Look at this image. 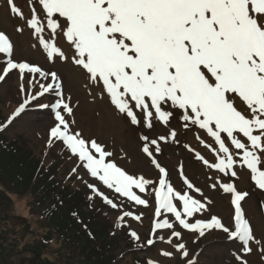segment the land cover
Masks as SVG:
<instances>
[{
  "label": "snow or ice",
  "instance_id": "6c2138e0",
  "mask_svg": "<svg viewBox=\"0 0 264 264\" xmlns=\"http://www.w3.org/2000/svg\"><path fill=\"white\" fill-rule=\"evenodd\" d=\"M26 3L28 16L16 0H5L10 15L24 21L50 62L71 59L83 70L88 82L85 87L98 88L101 98L106 95L132 125L143 122L144 127L152 129L154 122H158L168 127L176 117L183 122L184 129L194 127L198 130L196 140L214 156V162H210L197 151L198 160L231 178L238 177L239 165L249 170L251 180L264 190V0H26ZM46 29L48 38L44 35ZM16 30L24 29L18 26ZM58 36L70 45L71 57L57 45ZM13 51L10 37L0 31V54L7 57L0 62V82L17 70L19 91L24 97L7 121L0 124V130L25 112L33 101L52 94L54 102L38 105L54 113L49 145L61 142L94 180L135 205L149 206V201L138 193H146L152 186L155 219L151 234L171 230L166 242L187 258L186 244L173 243V237L177 241L182 237L177 226L198 233L199 237H204L207 231L222 230L229 239L241 242L243 254L253 251L252 244L259 246L264 259V241L255 238L242 209L247 192L239 191L233 182H222L220 177L211 185L231 194L234 227L230 228L217 215L202 217L212 201L204 197L202 202L190 194L195 191L203 197L201 189L183 176L182 166L180 175L187 190H177L169 181L168 171L155 158L154 151L161 152L159 141L170 139L179 143L175 128L156 139L141 136L145 141L142 151L158 170V180L129 174L109 159L112 153L101 144L73 131L74 121L65 116L73 114L71 97H65L58 73L30 62H18L13 59ZM185 148L195 151L187 144ZM87 187L111 208L124 207L105 195L97 184L87 183ZM142 215L124 210L118 213V219L123 222L130 217L141 221ZM130 235L137 241L141 239L135 230ZM159 239L163 241L164 237ZM154 243L152 238L147 240L148 245ZM161 255L172 257L174 253L161 251ZM236 259L239 264H248L242 255ZM147 264L156 262L150 259ZM187 264L195 262L189 258Z\"/></svg>",
  "mask_w": 264,
  "mask_h": 264
},
{
  "label": "rangeland",
  "instance_id": "374dc122",
  "mask_svg": "<svg viewBox=\"0 0 264 264\" xmlns=\"http://www.w3.org/2000/svg\"><path fill=\"white\" fill-rule=\"evenodd\" d=\"M16 3L22 5L20 7L29 14V7L25 5L27 4L26 0H19ZM4 12L10 15L7 7L4 9ZM0 25V31H4L11 38L13 45H16V43H14L16 38L17 45L21 50L19 41L27 33L26 31L18 32L16 30L21 24L11 22L9 26ZM28 36L30 37L33 35L28 34ZM48 36L49 30L46 29L45 37L48 38ZM42 53H44V51ZM26 55L28 56L19 55L14 52L13 59L18 62H30L42 67L44 70L56 71L59 73L58 75L63 82L65 97H78V100L75 99L71 101V105L85 101L84 103L87 105V108H93L95 103H102L103 108L93 113L89 111L84 113L86 107L81 105L80 109L78 103L76 106H73V114L71 116L65 114L66 119L74 121V123L71 124L73 131L81 133L82 137L86 140H95L97 143L101 144L106 151L111 152L112 156L109 159L114 160L119 167L129 174L144 175L146 178L158 180V170L151 163V159L142 151V146L145 141L141 139V136L147 135L149 140L156 139L161 135H166L170 129L175 128L177 130V140L179 143H174L170 139L168 142L159 141L161 147L160 153H155L154 146H151L155 158L167 169L169 181L177 190L181 188L187 190L186 186L183 184V177L180 175L182 166L183 176L187 177L195 187L201 189L203 197L200 193H196L195 191H191L190 194H192L194 198L201 199L202 202H204V197L212 201V203L208 205L209 211L203 213L202 217L210 218L211 215H217L222 219V222L230 228L234 227V212L230 206V194L223 193L222 189L219 187L214 189L211 185L216 182L217 177H220L222 182H233L239 191L248 193L244 202L242 201L243 208L245 207V210H247V213L245 211V216L252 226L251 228L255 238L264 241V190H260L255 185L254 181L251 180L249 170L242 169L239 165L236 169L238 177L231 178L224 177L223 174L218 173L215 169L207 168L202 161L198 160L195 157V152L197 151L210 162H214L213 154L196 140L195 134L196 131H198L197 129L194 127L184 129L182 126L183 122L176 117L170 121L168 127L158 122H154V127L152 129L144 127L143 122L138 126L132 125L128 118L119 113L114 106L110 104L106 95L101 98L98 88L96 89L95 86L91 85L85 87L88 83L86 79H82L81 83L80 80L77 82L78 91L73 95L75 91L74 87H72V90L67 87L68 90L66 91V88H64L66 81L62 71L60 72L57 66L50 65V61L45 58L46 54L45 56L43 54V58L32 57L29 54ZM6 59L7 57L0 54V62ZM63 62L65 63H60L59 65H61L62 68L67 67V74L69 73L68 71L84 73L79 66L72 63L71 59ZM19 85L20 81L17 70H13L4 81L0 82V124H4L7 121L10 114L24 98L19 91ZM54 100V95L45 94V96L33 101L26 108L25 112L0 131L3 132L7 139L18 136V143L25 144L29 160L33 157L42 167L47 168L49 173H52L53 177L59 179L64 186L79 193L82 200H88V203L92 206L101 209V217L107 221L105 222L106 224L110 225V231H113L121 237L119 248L113 251L115 256L113 264H147L150 259L155 261L156 264H187L189 258L193 259L195 264H239V261L236 259L238 255H242L243 259H245L248 264H264L259 246L252 244L253 251L248 254H243L240 251L241 242L229 239L227 234L222 230L214 229L207 231L204 237H199L198 233H191L177 226L176 230L182 232V237L179 241L173 237V243L182 242L186 244L189 252V257L187 258L177 253L173 245L166 242L170 236L171 230H158L155 235L151 234L152 223L155 219V198L152 186H149L146 193H138L142 198L149 201V206L135 205L134 203L128 202L126 198L119 197L113 190L105 188L94 180L86 170L82 168L78 159L72 156L61 142L54 141L53 144L49 145L50 128L54 124V113L50 108L44 109L38 107V105L42 103L50 104L54 102ZM79 109L82 112H80ZM106 113H111V115L117 119V127L115 128H118V130L115 134H117L118 137L115 139H111L102 126L101 120L104 116V127L107 128V126H110L108 129H113L111 115L106 117V115H108ZM176 115L178 116L179 113ZM201 135L204 136L203 133H201ZM124 137L128 138V140L131 139L134 144H130L129 148H125V146L122 145L125 144ZM207 140L211 142L210 138H207ZM186 144L195 151H189L185 148ZM136 150H140L143 153V161L137 159V157L140 158L139 154L136 156L134 155L133 151ZM74 168L76 169L75 172H73ZM87 183L97 184L105 195L113 199L116 203L124 205V207L121 209L111 208V206L103 202L102 198L96 197L91 192L87 187ZM0 190L6 191L5 193H0V195L4 201L12 204L13 207L11 212H13V214L25 216L32 221V227H35L36 220L29 214V206L33 201L30 190L26 193L17 195L13 193L14 190L12 189V185L1 179ZM84 209L87 211L86 208ZM124 210H130L135 214L142 213L141 221H136L129 217L121 222L118 219V213ZM164 215L168 216L170 219H174L171 218L170 214ZM163 218L164 216L160 219ZM117 225L120 226L118 227ZM132 230H135L140 236L141 239L139 241L131 237L130 232ZM20 234L21 236H25L26 241L31 239V237H28L27 232H20ZM160 236L164 237L163 241L159 239ZM149 238L154 239L155 243L153 245L147 244ZM23 243L24 240H22V244H17V252L20 248H25V246H22ZM161 251H171L174 255L172 257H164L161 255ZM42 253V257H40L43 259L42 262L40 261L42 264H61L64 259L62 253H53L52 247L49 246H47ZM32 255L33 254L28 252L22 253L16 256V258H12L9 264H24L23 261H18L21 257L24 259L27 258L28 260L25 264H28L30 263L29 259L32 258Z\"/></svg>",
  "mask_w": 264,
  "mask_h": 264
},
{
  "label": "trees",
  "instance_id": "16d2710c",
  "mask_svg": "<svg viewBox=\"0 0 264 264\" xmlns=\"http://www.w3.org/2000/svg\"><path fill=\"white\" fill-rule=\"evenodd\" d=\"M18 142V136L7 139L0 131V179L12 185L17 195L30 190L29 214L36 221L32 227L31 220L13 214L12 204L0 195V264H9L25 252L33 254L28 264H42L40 257L47 246L64 255L61 264H113L121 237L110 231L101 209L82 200L33 157L29 160L25 144ZM20 232H27L31 239L26 241ZM22 240L25 248L17 252ZM27 260L18 259L24 264Z\"/></svg>",
  "mask_w": 264,
  "mask_h": 264
},
{
  "label": "bare ground",
  "instance_id": "6f19581e",
  "mask_svg": "<svg viewBox=\"0 0 264 264\" xmlns=\"http://www.w3.org/2000/svg\"><path fill=\"white\" fill-rule=\"evenodd\" d=\"M18 1L19 0H16V2H18ZM25 5H27V4H25ZM18 6L20 7L22 5H18ZM6 7L7 6L5 4V0H0V24H2V25H8L9 26V25H11V22L20 23L21 24L20 27H23V29H24L23 31H26L27 32L20 39V41H19L20 42V48H21V50L19 49V47L17 45V40L15 38V41L16 42L14 41V43H16V45L14 44V52H16L19 55L28 56L26 54H29L32 57H41V58H43V54L45 56L46 53L45 52L42 53L43 52V49H42V47L39 46L38 41L36 40L35 36L32 34V31L25 26L24 21L20 20L19 18L13 17V16L5 13L4 12V9ZM24 13H25V16H28L29 15L26 11H24ZM45 33H46V31H45ZM45 33H44V35H45ZM28 34L29 35H33V36H30L29 37ZM33 45H35V47ZM57 45L60 46L69 57H71L73 50L71 49L70 45L66 42V40L63 39L61 36H58L57 37ZM60 63H65V62L57 59L55 61V63L50 62V65L57 66L60 69V72L62 71V73H63V75L65 77V81H66V83H65L66 85H65L64 88H66V91H67L68 90L67 87H69V89H71V90L73 89L72 87H74V89H75V91L73 93V95H74L78 91V87H77L78 86V83L77 82L80 80V83H81L82 79H85V77H84L85 75L82 72H76V71H68L69 73L67 74V67L66 68H62L61 65H59ZM68 68H70V67H68ZM64 91H65V89H64ZM68 96H69V94H68ZM75 99L78 100V97L77 98H71V101H73ZM84 102H82V103L77 102V103L72 104L71 106L72 107L73 106H76L79 103V108H80L81 105H84L86 107V111L84 113H87V111L93 113V112L98 111L100 108H103L102 103H99V102L98 103H95V105H94L93 108H87V105ZM80 112H82V111L80 110ZM106 114H108V115H106V117H108L109 115H111V113H106ZM111 118H112V126H113V129L112 130H109L108 129V127H110V126H107V128L104 127V120H105L104 116L102 117L101 123H102V126H103L104 131L106 132V134H108L111 139H115V138L118 137V135L115 134V132H117V130H118V128H115V127H117V119L115 117H113V115H111ZM124 139H125L124 140L125 141V144H122V145L125 146V148L126 147L129 148L130 144H132V145L134 144V142L131 139L128 140V138H125V137H124ZM133 153H134L135 156L137 154H139L140 155V158L137 157V159L139 161H143L144 156H143V153L140 150L133 151ZM204 155H207V154H204ZM246 213H247V210H246ZM258 234H260V233H258Z\"/></svg>",
  "mask_w": 264,
  "mask_h": 264
}]
</instances>
